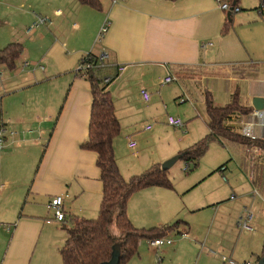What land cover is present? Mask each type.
Listing matches in <instances>:
<instances>
[{
  "label": "crops",
  "instance_id": "crops-1",
  "mask_svg": "<svg viewBox=\"0 0 264 264\" xmlns=\"http://www.w3.org/2000/svg\"><path fill=\"white\" fill-rule=\"evenodd\" d=\"M254 3L240 0V11L229 15L217 0H100L98 7L80 0H0V50L14 42L23 45L13 69L1 64L5 72L0 79V128L6 126L7 133L0 153V264H49L55 247L60 250L67 238L64 224L69 218L99 215L103 182L98 154L81 147L89 135L93 99L91 82L80 73L84 55L106 52V73H118L108 89L121 124L115 154L127 179L182 151L145 157L136 138L138 121L148 114L157 117L166 98L158 86L165 85L169 72L177 77L187 69L214 72L192 84L205 87V96L213 92L203 83L227 81L224 105L238 93L240 104L254 110V98H264V6ZM40 19L44 21L36 25ZM106 21L109 28L99 40ZM121 65L125 70L119 73ZM142 88L150 91V102L142 100ZM250 119L251 113L236 114L229 125L242 132L243 122ZM130 140L138 143L139 150L133 152L137 160L127 155ZM218 142L238 151L236 167L230 168L227 161L191 177L184 188L149 186L130 197L127 213L137 228L163 230L172 221L181 222L165 235L174 236L173 243L152 247L157 253H178L191 246L198 251L197 264H220L219 258L229 264L223 256L235 261L233 254L245 245L260 261L264 140L252 145ZM191 165L186 164V172ZM239 170L250 185H237ZM56 195L64 199L62 222L50 206ZM245 208L257 213L255 232L238 225ZM226 221L248 235L243 243L240 233L229 256L217 235ZM114 234L121 237L118 229ZM144 239L153 238L140 242ZM145 253L138 250L126 264L142 260Z\"/></svg>",
  "mask_w": 264,
  "mask_h": 264
},
{
  "label": "trees",
  "instance_id": "trees-1",
  "mask_svg": "<svg viewBox=\"0 0 264 264\" xmlns=\"http://www.w3.org/2000/svg\"><path fill=\"white\" fill-rule=\"evenodd\" d=\"M82 3L98 7L100 0H80ZM237 6L240 0H225ZM23 51L21 43H10L0 50V64L13 69ZM92 68L81 72L91 82L92 108L88 138L81 143L83 149L98 154L97 165L101 170L103 182V198L96 218L71 217L64 224L67 238L60 248L63 264H103L110 261L115 247L120 249L118 264H126L139 250L143 238L164 237L168 230H173L181 222L176 221L163 230L157 228H137L130 220L127 205L130 197L138 190L149 186L173 187L168 170L162 164H155L141 174L127 180L118 165L114 140L121 132V124L117 117L114 101L108 89L117 74L108 76L107 66L100 65V55L90 53ZM83 60V58H82ZM81 60V61H82ZM85 61V60H84ZM110 81H106V78ZM206 113L209 133L182 157L188 164L196 166L212 140L222 142L224 139L241 144L252 145L257 139L246 137L238 128L229 125V120L236 114L247 115L252 108L242 106L239 94L236 93L227 105L216 104L213 94L207 91ZM180 152V153H182ZM225 166L219 168L223 169ZM113 225L121 232V237L114 234ZM264 258V246L259 259Z\"/></svg>",
  "mask_w": 264,
  "mask_h": 264
},
{
  "label": "rangeland",
  "instance_id": "rangeland-1",
  "mask_svg": "<svg viewBox=\"0 0 264 264\" xmlns=\"http://www.w3.org/2000/svg\"><path fill=\"white\" fill-rule=\"evenodd\" d=\"M241 1H244L245 3H254L258 1L259 6L260 4H262V6L264 5V0ZM181 74L182 76L180 74L178 76L181 78V81L176 80L170 84H165L164 86H162L161 83L159 84L160 86H158V90L165 93L166 98H162L161 100V105L157 111V117L148 114L143 116L138 121L139 130L136 133V138L140 140L139 146L143 150L142 156L145 155V157H156L159 155L161 156V154L164 153L168 155V153L173 152V150H182L185 152L201 139L205 138L209 133L208 127L206 125L207 114L205 96L203 92L205 87L196 86L192 83H200L201 79H203V76H211L214 74V72L207 69H187ZM189 78L192 79L193 82L189 83ZM227 83L228 82L225 80L211 79L203 83V86L210 85L215 102L224 105L228 102V91L226 89ZM169 116L182 118L187 124L186 128L176 129L175 127L169 125L167 121ZM147 124H152L153 130H146L145 127ZM133 152L134 150L128 149L127 155L131 157V159L137 160V158L134 157ZM237 152L238 151L234 150L233 147H224L217 140H212L209 144L207 152L200 157L198 165L195 166L194 162H191L192 165L188 172L185 171L187 162L183 161L182 159L178 160L172 166L169 176L173 181L174 188H176L177 185L180 187V189L184 188L189 182L187 180L191 177L197 176L205 170H210L212 168L215 169L220 166V164H223L227 161L230 165V168L236 167L234 156H236ZM238 177L237 185L240 186L242 183H247L246 185H250L246 175L240 170L238 171ZM130 178L131 175L127 177V180ZM169 222L170 221H167V224H169ZM174 223L175 222L172 221L171 225ZM113 229L115 232V229H117L115 225H113ZM218 232H220L217 234L219 235L218 240H220V238L224 240V252L227 253L228 256L231 254V251L234 250L233 243H236L240 233L244 235L242 238L243 243L247 239L246 236H248L247 234H244V232H240L238 226L235 223L233 224L232 221L231 223L226 221ZM115 236L120 238L116 234ZM215 236L216 232L212 234L211 238L213 239ZM172 238L174 239V236ZM200 242H203V240ZM143 250L146 251L143 259L137 262H130L131 264H197L198 251L196 248L191 246L183 247L178 253L163 254L157 253V251L153 250L149 244V241L144 239L139 244V252L143 253ZM233 257L237 264H246L250 261L252 262V260L254 264L259 263L258 257L253 256L252 258V254L248 253L245 245H240L237 253L233 254ZM218 261L220 264H223L220 258ZM206 262L208 264H215L210 260H207ZM49 264H63L61 252L57 247H55L53 257L50 258Z\"/></svg>",
  "mask_w": 264,
  "mask_h": 264
},
{
  "label": "built area",
  "instance_id": "built-area-1",
  "mask_svg": "<svg viewBox=\"0 0 264 264\" xmlns=\"http://www.w3.org/2000/svg\"><path fill=\"white\" fill-rule=\"evenodd\" d=\"M114 3L117 2L118 0H113ZM220 4V7L225 10L229 11L232 9V11H240L239 6H232L229 2L225 0H217ZM264 6V5H263ZM44 20L40 19L36 25H40ZM109 28V21H106L104 25L101 28L100 34H99V40L106 34L107 30ZM92 58L90 53L84 55L83 60L81 61V72H85V70L92 68V63L89 61ZM100 65L101 66H107V59H108V54L104 52L103 54H100ZM85 60V61H84ZM29 63H26L28 65ZM44 68V67H42ZM125 70V66L121 65L118 67V72L121 73ZM5 72L4 67L0 64V79L2 78L3 74ZM178 80V77L175 76L173 73L169 72V74L165 77L163 82L165 84L171 83ZM106 81H110V78H106ZM142 100L144 102H150L151 100V93L148 89L142 88L140 91ZM168 124L175 127L176 129H182L185 126V123L182 118L180 117H174V116H169L168 117ZM256 128L262 129L263 133H257ZM146 130H152L153 125L152 124H147L145 127ZM6 133H7V128L6 126H2L0 128V153L2 152L5 142H6ZM11 134H14L15 132L13 130H10ZM242 133L251 139H263L264 140V109L263 110H258L254 109L251 112V119L243 122L242 124ZM129 147L136 151L138 147V143L136 140H130L129 141ZM137 152H135L136 154ZM259 194L257 190H254V195ZM50 206L53 208L55 219L58 221H65L66 220V213H65V208H64V199L63 196L61 195H56L54 196L51 201H50ZM256 217L257 213L253 208H245L244 212L239 216L238 218V225L239 227L246 232H255L256 230ZM48 222H51V220H48ZM9 229V226L4 225ZM173 239L170 238L169 236H164V237H159V238H153L149 240V244L151 247L154 248H159L163 244L166 243H173ZM223 261L227 262L229 264H236V262L226 256H223ZM246 264H252L251 262H248Z\"/></svg>",
  "mask_w": 264,
  "mask_h": 264
},
{
  "label": "water",
  "instance_id": "water-1",
  "mask_svg": "<svg viewBox=\"0 0 264 264\" xmlns=\"http://www.w3.org/2000/svg\"><path fill=\"white\" fill-rule=\"evenodd\" d=\"M232 9L228 11L229 15L231 14ZM253 106L255 109L263 110L264 109V98L262 97H255L253 100ZM185 153H179L172 158L166 160L162 163V168L164 170H169L178 160L182 159ZM120 259V249L119 247H115L113 251V255L110 261H107L103 264H118ZM258 264H264V258H262Z\"/></svg>",
  "mask_w": 264,
  "mask_h": 264
}]
</instances>
